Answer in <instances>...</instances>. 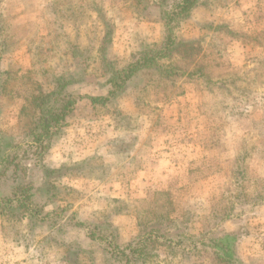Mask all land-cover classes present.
<instances>
[{
	"label": "rangeland",
	"instance_id": "obj_1",
	"mask_svg": "<svg viewBox=\"0 0 264 264\" xmlns=\"http://www.w3.org/2000/svg\"><path fill=\"white\" fill-rule=\"evenodd\" d=\"M158 1L0 0V148L33 150L26 101L40 87L62 77L83 96L44 161L23 160L20 182L48 215L0 216V264H122L91 233L126 246L155 213L194 237L230 235L241 264H264V0H201L177 26L202 49L203 75L180 60L173 81L144 70L112 101L87 98L107 97L108 72L163 40ZM180 250L145 264H223L207 245Z\"/></svg>",
	"mask_w": 264,
	"mask_h": 264
},
{
	"label": "trees",
	"instance_id": "obj_2",
	"mask_svg": "<svg viewBox=\"0 0 264 264\" xmlns=\"http://www.w3.org/2000/svg\"><path fill=\"white\" fill-rule=\"evenodd\" d=\"M200 3L201 0H159L157 2L159 15L165 26L163 40L159 44L147 46L126 66L111 69L108 72L110 73L108 81L111 85L108 96L87 97L91 104L107 103L124 94L129 88V82L144 70H154L160 76L159 78L173 81V76L187 72L177 63L180 60L194 67V70L188 72L189 76L198 73V75H203V65L200 64L202 61L199 58L202 50L200 46L179 43L175 35L177 26L190 18ZM145 8L147 9V6ZM105 25L107 32L104 41H107L112 34V29L107 22ZM104 61L106 60L103 59ZM5 81L3 80L0 86ZM55 82V90L44 92L40 87L38 91L30 94L26 101L34 111L32 127L27 135L29 139L27 143H30L29 148L33 150L27 154L25 151L20 153L22 150L20 146L11 145L7 149L0 148V216L2 217H29L35 221H43L48 215H44L43 207L39 206L35 200L36 192H34L33 184L20 182V172L27 170L23 166V160L30 156L36 157L37 163L44 161L52 140L66 125V118L77 102L83 98V96L73 97L65 92L66 83L62 77L57 78ZM51 172L54 171L51 170L49 173ZM168 216L167 213H155L148 222H140L137 237L126 246L118 245L111 235L103 231L104 228H100L99 232L91 233V239L100 245L107 243L108 248L104 247L105 253L114 254L115 259L122 264H145L156 255L159 247H166L170 252L181 248L183 252L190 254L199 251L202 245L218 251L217 254L213 253L218 256V262L241 264L235 255V245L230 241L233 240L232 236L210 238L213 231L211 229L207 233L194 237L189 234L184 221H172ZM175 224L177 227L174 226Z\"/></svg>",
	"mask_w": 264,
	"mask_h": 264
}]
</instances>
